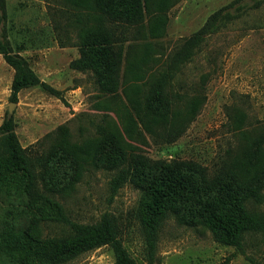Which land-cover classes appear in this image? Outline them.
<instances>
[{"label": "rangeland", "instance_id": "1", "mask_svg": "<svg viewBox=\"0 0 264 264\" xmlns=\"http://www.w3.org/2000/svg\"><path fill=\"white\" fill-rule=\"evenodd\" d=\"M5 1V33L26 44L21 54L31 68L61 92L57 96L37 85L22 89L18 101H13L15 71L0 54V125L13 115L23 147L37 143L35 149L46 152L64 140L82 142L119 132L135 153L153 159H191L216 173L244 151L248 138L264 134V0H178L169 9L161 37L151 36L144 25L130 29L124 44L121 85L115 93L101 88L93 70L71 67L80 51L73 44L78 40L77 30L68 25L66 17L73 11L68 0ZM217 11L228 15L227 19L205 35L171 82L175 98L171 114L176 115L183 133L173 141L146 131L136 139L129 138L124 128L133 116L128 98L134 93L131 85L143 89L168 68L185 39ZM63 42L69 43L62 46ZM194 100L200 101L199 109L188 119ZM104 165L88 162L79 182L47 186L44 191L61 202L70 221L92 224L104 215L115 217L122 225V241L138 264H264V231L248 233L240 246L225 244L204 225H187L174 215L164 219L151 255L137 214L141 191L127 182L113 192L111 179L116 167L107 170ZM24 206L21 200L0 202V207L9 211L6 216L11 222L15 219L19 227L28 228L31 217L24 214ZM249 207L264 213V201L251 202ZM39 228L43 237H54L68 234L71 225L46 219L39 222ZM0 264H6L5 259ZM63 264L117 263L112 246L105 244Z\"/></svg>", "mask_w": 264, "mask_h": 264}, {"label": "trees", "instance_id": "2", "mask_svg": "<svg viewBox=\"0 0 264 264\" xmlns=\"http://www.w3.org/2000/svg\"><path fill=\"white\" fill-rule=\"evenodd\" d=\"M178 0H68L73 11L67 14L69 26L77 30L80 56L71 62L78 70H93L97 82L108 93L120 88V70L125 55L124 44L134 27L144 25L153 37L164 35L169 9ZM84 9H94L90 13ZM221 11L213 13L206 23L187 37L176 52L172 64L142 87L132 84L128 94L133 116L124 133L131 139L142 131L165 135L168 141L183 133L176 123L172 106L175 98L171 82L182 62L189 59L205 35L219 28L227 19ZM6 1L0 0V54L14 69L11 99L18 101L19 92L40 85L51 93L61 92L42 81L31 68L22 51L24 42L13 41L5 33ZM146 22V25H145ZM146 26V27H145ZM121 27V28H119ZM137 30H140L137 28ZM69 42H63L62 46ZM149 57V54L146 53ZM200 101L194 100L186 117L193 118ZM13 115L0 125V202L12 199L25 204V215L31 225L21 228L9 220L0 207V261L6 264H63L81 253L105 244L112 246L117 264H138L127 251L122 238V225L113 216L104 215L99 222L86 224L70 221L61 202L44 188L79 182L85 164L105 162L104 168L116 167L111 179L113 192L131 183L141 191L137 209L148 242L150 254L164 219L174 215L187 225H204L221 243L240 246L251 232L264 231V213L256 212L249 203L264 201V134L251 136L242 153L211 173L195 160L153 159L135 153L134 147L117 132L101 139L82 142L67 140L53 150L40 151L33 144L23 147L15 131ZM69 222L68 234L43 237L41 220Z\"/></svg>", "mask_w": 264, "mask_h": 264}, {"label": "water", "instance_id": "3", "mask_svg": "<svg viewBox=\"0 0 264 264\" xmlns=\"http://www.w3.org/2000/svg\"><path fill=\"white\" fill-rule=\"evenodd\" d=\"M10 112H12V108H10Z\"/></svg>", "mask_w": 264, "mask_h": 264}]
</instances>
